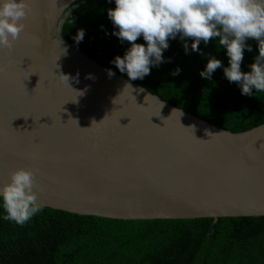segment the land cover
I'll use <instances>...</instances> for the list:
<instances>
[{
  "label": "water",
  "instance_id": "1",
  "mask_svg": "<svg viewBox=\"0 0 264 264\" xmlns=\"http://www.w3.org/2000/svg\"><path fill=\"white\" fill-rule=\"evenodd\" d=\"M81 1L28 0L0 49V185L31 169L44 207L112 219L264 216V123L234 132L109 77L62 34Z\"/></svg>",
  "mask_w": 264,
  "mask_h": 264
},
{
  "label": "trees",
  "instance_id": "2",
  "mask_svg": "<svg viewBox=\"0 0 264 264\" xmlns=\"http://www.w3.org/2000/svg\"><path fill=\"white\" fill-rule=\"evenodd\" d=\"M110 0H82L66 16L62 34L73 46L107 68L129 47L112 35L115 26L107 16ZM78 29L84 39L73 40ZM242 71H249L258 55L257 41H246ZM137 43H144L142 37ZM187 54L179 38L169 40L165 62L152 67L143 79L133 80L161 99L213 124L237 132L264 123V92L242 95L229 82L223 68L211 79L199 73L208 56L227 66L218 41L199 45L201 52ZM179 67L178 75L172 73ZM127 77V76H126ZM0 207V264H264V216L191 219H112L79 215L44 207L24 225L4 220Z\"/></svg>",
  "mask_w": 264,
  "mask_h": 264
},
{
  "label": "clouds",
  "instance_id": "3",
  "mask_svg": "<svg viewBox=\"0 0 264 264\" xmlns=\"http://www.w3.org/2000/svg\"><path fill=\"white\" fill-rule=\"evenodd\" d=\"M110 2L115 5L107 10V16L116 29L112 35L121 42L129 43L123 56H115L110 63L126 74L129 80L143 79L150 74L152 67L165 62L163 52L169 48V40L179 36L186 54L189 51V39L190 48L195 52H201L199 45L202 42L207 45L212 40L218 41L219 47L225 50L227 66H223L220 59L209 55L199 73L202 78L210 80L216 69L223 68L225 78L230 83L235 82L242 95L264 92V0ZM29 12L28 0H0V49L12 48L13 41L25 28L22 21ZM84 35V30L78 29L73 37L74 42L79 44ZM141 37L144 43H137ZM249 38L257 41L258 55L248 65L249 71L245 72L241 70V63L245 50L252 51L251 45L246 42ZM60 40L59 46L64 43L61 36ZM33 41L39 43L37 37H33ZM106 71L109 77L115 75L112 69ZM180 71L177 67L172 74L178 75ZM59 77L68 86L70 79H77L68 74H60ZM88 78L94 77L89 74ZM126 86L131 88V85ZM76 92L77 96L83 95L82 91ZM34 175L31 169L17 168L10 172L8 182L0 185V207L5 213L4 220L24 225L42 211L44 204L33 190Z\"/></svg>",
  "mask_w": 264,
  "mask_h": 264
},
{
  "label": "snow or ice",
  "instance_id": "4",
  "mask_svg": "<svg viewBox=\"0 0 264 264\" xmlns=\"http://www.w3.org/2000/svg\"><path fill=\"white\" fill-rule=\"evenodd\" d=\"M28 3H29V8L31 10V8L33 7V5L30 2H28Z\"/></svg>",
  "mask_w": 264,
  "mask_h": 264
}]
</instances>
